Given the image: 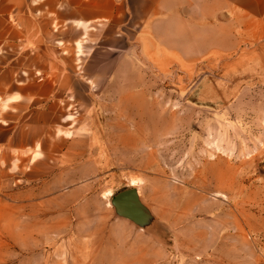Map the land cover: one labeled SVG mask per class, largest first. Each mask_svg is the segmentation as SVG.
<instances>
[{
  "label": "rangeland",
  "instance_id": "1",
  "mask_svg": "<svg viewBox=\"0 0 264 264\" xmlns=\"http://www.w3.org/2000/svg\"><path fill=\"white\" fill-rule=\"evenodd\" d=\"M163 33L176 52L136 54L116 84L81 100L71 163L50 164L45 182L9 200L0 264H264V39L223 54L208 51L204 31ZM3 56L9 83L13 54ZM8 83L0 91L21 87ZM26 103L19 124L34 111ZM128 188L154 217L146 230L108 206Z\"/></svg>",
  "mask_w": 264,
  "mask_h": 264
},
{
  "label": "crops",
  "instance_id": "2",
  "mask_svg": "<svg viewBox=\"0 0 264 264\" xmlns=\"http://www.w3.org/2000/svg\"><path fill=\"white\" fill-rule=\"evenodd\" d=\"M164 31H204L208 51L229 53L248 37L264 39V0H0V59L13 54L14 70L0 85L21 86L0 91V101L15 106L11 115L0 110V239L9 200L45 182L50 164L62 173L71 150L81 148V100L116 84L136 54L161 61L176 52L157 39ZM33 101L28 123H17V112Z\"/></svg>",
  "mask_w": 264,
  "mask_h": 264
},
{
  "label": "water",
  "instance_id": "3",
  "mask_svg": "<svg viewBox=\"0 0 264 264\" xmlns=\"http://www.w3.org/2000/svg\"><path fill=\"white\" fill-rule=\"evenodd\" d=\"M110 206L117 217L129 221L139 229L146 230L154 223L151 211L142 203L135 188L124 189L113 195Z\"/></svg>",
  "mask_w": 264,
  "mask_h": 264
},
{
  "label": "bare ground",
  "instance_id": "4",
  "mask_svg": "<svg viewBox=\"0 0 264 264\" xmlns=\"http://www.w3.org/2000/svg\"><path fill=\"white\" fill-rule=\"evenodd\" d=\"M4 103H5V102H4ZM65 134H66V135H69V133H67V132H66ZM138 183H139V182H138L136 179H133V180H132V184H133V185H136V184H138ZM137 191H138V190H137ZM138 192H139V191H138ZM109 196H110V193H109ZM108 206H110V201L108 202Z\"/></svg>",
  "mask_w": 264,
  "mask_h": 264
}]
</instances>
